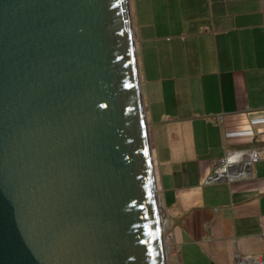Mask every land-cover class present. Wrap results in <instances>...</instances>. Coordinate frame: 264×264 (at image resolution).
Returning a JSON list of instances; mask_svg holds the SVG:
<instances>
[{
    "label": "water",
    "instance_id": "95a60500",
    "mask_svg": "<svg viewBox=\"0 0 264 264\" xmlns=\"http://www.w3.org/2000/svg\"><path fill=\"white\" fill-rule=\"evenodd\" d=\"M131 23L0 0V264H166Z\"/></svg>",
    "mask_w": 264,
    "mask_h": 264
},
{
    "label": "crops",
    "instance_id": "0c3cea01",
    "mask_svg": "<svg viewBox=\"0 0 264 264\" xmlns=\"http://www.w3.org/2000/svg\"><path fill=\"white\" fill-rule=\"evenodd\" d=\"M129 1L155 183L179 264L264 256V160L247 177L209 181L228 150L264 145V121L251 125L264 118V0H176V21L160 25ZM248 129L254 141L225 143Z\"/></svg>",
    "mask_w": 264,
    "mask_h": 264
},
{
    "label": "built area",
    "instance_id": "2783aa9c",
    "mask_svg": "<svg viewBox=\"0 0 264 264\" xmlns=\"http://www.w3.org/2000/svg\"><path fill=\"white\" fill-rule=\"evenodd\" d=\"M214 119L222 120V115H215ZM263 119H253L251 125H255ZM257 137L253 130H237L228 132L225 135V143L230 145L233 142H247L254 141ZM259 160H264V145L251 149H233L228 150L223 157H221L215 165L212 174L209 176V181L218 180H232L235 178L247 177L250 175L249 168L252 163ZM162 210V208H161ZM163 212V211H162ZM164 215V214H163ZM168 228V223H163V232ZM166 243V244H165ZM164 250L165 260L167 264L173 261L174 264H179L175 256L174 246L164 233ZM234 264H264V256L261 254H241L236 252L234 255Z\"/></svg>",
    "mask_w": 264,
    "mask_h": 264
},
{
    "label": "rangeland",
    "instance_id": "374dc122",
    "mask_svg": "<svg viewBox=\"0 0 264 264\" xmlns=\"http://www.w3.org/2000/svg\"><path fill=\"white\" fill-rule=\"evenodd\" d=\"M148 1L149 0H139L138 1L139 2V12H140V13H138L139 17L141 16V18H142V10H143L144 11V15H145V18H144L145 20L147 19L148 11H151V15H152L151 17H155V19H158L159 20L158 21L159 25H160V22L167 21L168 19L171 20V21H176V19H177V11H176V8H174L176 0H165V1H167V2H169L171 4L168 9H165V7L161 4L162 0H154L155 3H156L154 5V7L153 8H147V2ZM129 7H130V1H129ZM130 12H131V22H132V11H131V9H130ZM134 12H135V10H134ZM131 24H132V27H133V23H131ZM153 26H154V32H157V29H156L157 25L154 24ZM142 29H143L144 33L146 32L147 35L149 34V30H148L147 27H144ZM142 29H141V31H142ZM133 33H134V29H133ZM141 36H143L142 32L140 33V37ZM156 131H159V127L158 128L156 127ZM160 135H161V132L159 133V136ZM151 154H152V152H151ZM161 208L163 210L162 206H161ZM165 220H166V218H165ZM162 224H163V221H162ZM166 231H167V228H166V230H164L165 234H167ZM166 264H167V261H166ZM169 264H174V262L170 261Z\"/></svg>",
    "mask_w": 264,
    "mask_h": 264
},
{
    "label": "bare ground",
    "instance_id": "6f19581e",
    "mask_svg": "<svg viewBox=\"0 0 264 264\" xmlns=\"http://www.w3.org/2000/svg\"><path fill=\"white\" fill-rule=\"evenodd\" d=\"M158 201H160L159 198H158ZM161 206H162V205H161V203H160V208H161ZM162 221H163V223H166L165 216H163Z\"/></svg>",
    "mask_w": 264,
    "mask_h": 264
}]
</instances>
